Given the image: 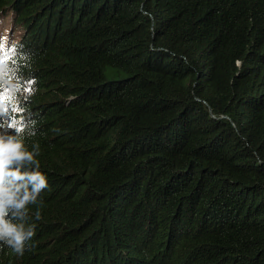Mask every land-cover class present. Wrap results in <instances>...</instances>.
Returning a JSON list of instances; mask_svg holds the SVG:
<instances>
[{"label":"trees","instance_id":"16d2710c","mask_svg":"<svg viewBox=\"0 0 264 264\" xmlns=\"http://www.w3.org/2000/svg\"><path fill=\"white\" fill-rule=\"evenodd\" d=\"M0 38L48 180L0 264H264V0H0Z\"/></svg>","mask_w":264,"mask_h":264},{"label":"clouds","instance_id":"9594fccd","mask_svg":"<svg viewBox=\"0 0 264 264\" xmlns=\"http://www.w3.org/2000/svg\"><path fill=\"white\" fill-rule=\"evenodd\" d=\"M2 40L0 38V48L3 47ZM4 83L15 87L7 80ZM3 111L0 107V114ZM18 124L19 121H14L8 126L15 128V133H10L4 124H0V249L6 246L21 257L26 250L35 247L32 240L36 225L30 223L29 205L37 206L33 215L35 220H40L43 207L41 192L48 188V180L36 159L40 154L39 144H33L31 151L25 146V137L36 134V121L27 120L23 130Z\"/></svg>","mask_w":264,"mask_h":264},{"label":"bare ground","instance_id":"6f19581e","mask_svg":"<svg viewBox=\"0 0 264 264\" xmlns=\"http://www.w3.org/2000/svg\"><path fill=\"white\" fill-rule=\"evenodd\" d=\"M8 10V9H7ZM74 11V10H73ZM217 35V34H216ZM195 37V36H194ZM147 39V38H146ZM204 41V40H203ZM173 43V42H172ZM84 53V52H83ZM89 53V52H88ZM208 53V52H207ZM93 62V61H92ZM95 62V61H94ZM212 63V62H211ZM80 66V65H79ZM81 67V66H80ZM206 71V70H205ZM208 72V71H207ZM207 85V84H206ZM194 137V136H193ZM199 139V138H198ZM186 140V139H185ZM200 140V139H199ZM136 142V141H135ZM130 145V144H129ZM194 146V145H193ZM192 147V146H191ZM219 149V148H218ZM164 151V150H163ZM191 151V150H190ZM184 153V152H183ZM193 153V152H192ZM202 156V155H201ZM195 162V161H194ZM176 184V183H175ZM176 186V185H175ZM195 186V185H194ZM201 188V187H200ZM206 189V188H205ZM159 190V189H158ZM202 191V190H201ZM234 191V190H233ZM177 192V191H176ZM184 192V191H183ZM208 192V191H207ZM218 192V191H217ZM214 193V192H213ZM184 195V194H183ZM205 197V196H204ZM209 197V196H208ZM207 199V198H206ZM209 199V198H208ZM171 202V201H170ZM174 203V202H173ZM183 205V204H182ZM212 205V204H211ZM188 213V212H187ZM218 226V225H217ZM218 229V228H217ZM194 242V241H193ZM144 243V242H143ZM178 243V242H177ZM195 243V242H194ZM186 245V244H185ZM189 245V244H188ZM191 247V246H190ZM190 249V248H189ZM171 251V250H170ZM156 253V252H155ZM143 256V255H142ZM147 256V255H146ZM191 257V256H190ZM200 259V258H199Z\"/></svg>","mask_w":264,"mask_h":264},{"label":"rangeland","instance_id":"374dc122","mask_svg":"<svg viewBox=\"0 0 264 264\" xmlns=\"http://www.w3.org/2000/svg\"><path fill=\"white\" fill-rule=\"evenodd\" d=\"M2 33H4V34H6V32H7V30H8V24H5V25H3L2 26ZM14 36H15V39L17 38L16 36H17V33H15L14 34ZM3 101H0V103H2Z\"/></svg>","mask_w":264,"mask_h":264}]
</instances>
